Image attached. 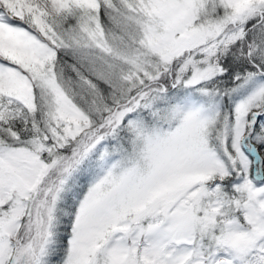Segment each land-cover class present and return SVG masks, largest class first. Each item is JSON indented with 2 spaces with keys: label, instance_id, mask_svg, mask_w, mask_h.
<instances>
[{
  "label": "snow or ice",
  "instance_id": "6c2138e0",
  "mask_svg": "<svg viewBox=\"0 0 264 264\" xmlns=\"http://www.w3.org/2000/svg\"><path fill=\"white\" fill-rule=\"evenodd\" d=\"M0 264H264V0H0Z\"/></svg>",
  "mask_w": 264,
  "mask_h": 264
}]
</instances>
